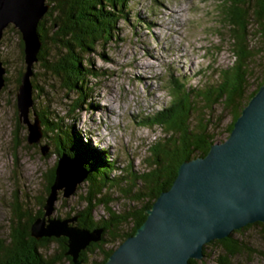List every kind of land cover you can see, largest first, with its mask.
Segmentation results:
<instances>
[{"label":"rangeland","instance_id":"rangeland-1","mask_svg":"<svg viewBox=\"0 0 264 264\" xmlns=\"http://www.w3.org/2000/svg\"><path fill=\"white\" fill-rule=\"evenodd\" d=\"M222 4V0H131L128 20H120L116 36L87 56L92 67L103 75L96 79L88 78L87 83L92 90L90 98L84 100L86 104L81 103V107L70 111L76 103V94L65 96L58 83L47 75L43 77L44 72L33 63L32 70L38 74L37 83L42 91L32 94L35 101L28 109L29 121L34 122L35 110L40 111L47 106L50 115H58L62 123L72 124L76 131L85 134V141L108 152L120 167L130 163L131 170L145 171L148 147L170 134L166 135L158 126L144 124L146 119L167 108L171 102L169 83L180 78L187 89L201 90L217 83L219 71L234 63L230 32L221 21ZM253 29L254 25L250 31ZM17 32L9 25L0 42V59L6 77L0 90V243L4 249L12 245L8 226L13 208L31 215L40 210L39 201L45 195L46 184L43 174L50 169L56 157L53 154L48 156L52 150L48 151V141L43 137L31 144L27 142V124L23 117L18 118L17 81L26 64L23 46L20 45L21 36ZM249 43L252 49L260 47V53L250 62V86L246 95L264 78V48H261L264 44L259 37L253 39L251 36ZM197 106L204 118L211 120L209 125L207 123L206 132L212 144L223 141L229 134L227 126L233 112L224 110L219 103L208 110H204L201 103ZM197 118L194 115L190 117L191 127L196 125ZM59 163L61 176L65 177L71 166L63 158ZM82 181L73 186L72 191L77 187L75 193L71 191L67 195L58 189V199H47L44 204L48 207L44 209L46 224L48 217L51 218L50 223L56 222L57 218L63 219L68 213L72 216L85 206V202L80 200V194L86 191ZM66 182L69 187L71 181ZM136 186L131 191L140 192L141 184ZM102 193L106 203L95 206L92 213L94 221L105 218L109 210L116 214L127 206L136 205L134 197L131 199L118 191ZM130 227V223L124 224L119 231L128 232ZM232 236L241 241L245 249L240 254L227 257V264H264L262 227L252 223V226L234 232ZM104 238L102 246L88 255L87 262L80 264H95L102 259L103 251L120 244L119 236ZM213 241L205 244V255L195 259V264H220L217 259L222 257V250ZM39 252L43 259L55 258L60 255V247L51 240ZM69 262V259H62L57 264Z\"/></svg>","mask_w":264,"mask_h":264},{"label":"trees","instance_id":"trees-1","mask_svg":"<svg viewBox=\"0 0 264 264\" xmlns=\"http://www.w3.org/2000/svg\"><path fill=\"white\" fill-rule=\"evenodd\" d=\"M130 1H47L49 9L39 20L36 28L40 47L35 63L38 65V69L44 72L43 77L47 75L50 80H55L58 83L59 89L65 96L76 94V103L69 109L70 111L81 107V103L86 104L84 100L90 98L92 89L87 83L88 78L96 79L103 75L92 67V61L87 56L116 36L120 20H128ZM222 1L221 21L230 32L232 53L235 55L234 63L228 69L219 71L217 83L201 90L187 89L180 78H174L169 83L171 102L167 108L164 107L146 119L144 124L149 127L158 126L166 135L170 134L163 141H155L148 147L149 154L144 159L147 166L145 171L138 173L131 170L130 163L120 167V164L111 159L108 152L85 141V134L76 131L72 124L62 123L58 115H50L47 106L43 108L45 110H35L33 115L39 121L40 139L43 137L48 141L46 148L48 151L52 150L48 156L53 154L56 157L50 169L43 174L46 184L44 186L45 195L39 201L40 210L31 215L16 207L13 208V215L9 217L8 226L9 242L11 241L12 245L10 247L8 245L4 249L0 243V264H57L62 259L70 261V257L65 255L67 238L42 237L36 240L31 235L33 222L38 218L46 219L44 204L53 191L61 158L76 162L80 173L85 174L82 182L85 184L86 191L84 194L82 193L83 195L80 194V200L85 202V206L72 216L68 213L65 218L56 220L63 221L76 217L75 224L78 227L88 231L101 230L100 240L79 252L78 259L82 263L87 262L88 255L94 249L102 246L105 240L104 236H108L110 239L119 236L121 243L128 236L133 235L145 220V211L151 207L158 193L170 188L179 165L192 159L194 153L201 156L206 154L208 145L212 144L210 135L206 132V127L211 120L205 119L206 117L204 118L203 114L199 112L198 103L203 105L204 110L210 109L216 103L221 104L224 110L230 109L233 115L227 126V131L228 133L231 131L242 105L247 103L257 90L256 87L246 95L250 86L248 80V77L251 76L250 62L260 53V47L252 49L250 46V36L253 39L259 37L264 44V0ZM252 25H254V29L250 31ZM20 45L23 46L21 40ZM261 48H264V45ZM24 72L25 69L18 76L17 89L20 87ZM31 72L29 77L31 90L32 94H36L42 91V87L37 83L38 74L33 70ZM4 78L6 80V77ZM263 82L264 78L257 86L259 87ZM80 99L81 102H79ZM32 101L34 102L35 99L32 98ZM192 115L198 116L196 125L193 127L189 124ZM138 182L141 184V191L135 193L131 191V188L135 189L136 185H140L137 184ZM105 191L112 193L118 191L119 194L129 198L133 192L131 199L134 197L136 205L127 206L125 210L118 211L116 214L109 210L105 218L94 221L92 213L95 206L106 203L102 193ZM58 195L59 192L56 194L57 199ZM48 220L51 218L48 217ZM127 223L131 224L129 231H119L121 226ZM253 225L264 229V222H256ZM250 226L252 224L232 231L226 238L213 241L222 250V257L217 259L220 264H227V257L240 254L245 249L241 241L234 239L232 234ZM51 240L58 243L60 255L55 258L43 259L39 250ZM114 248L110 247L103 251L102 259L98 262L95 261V264L105 262ZM204 255L205 251L203 250ZM196 261L189 259L187 264H195Z\"/></svg>","mask_w":264,"mask_h":264},{"label":"water","instance_id":"water-1","mask_svg":"<svg viewBox=\"0 0 264 264\" xmlns=\"http://www.w3.org/2000/svg\"><path fill=\"white\" fill-rule=\"evenodd\" d=\"M47 1L0 0V42L9 25L18 30L23 42L26 67L16 106L18 118L23 117L27 124L29 144L41 137L37 117L33 123L28 119L33 102L29 77L40 47L36 28L49 9ZM4 70L0 59V90L5 83ZM65 161L72 174L67 169V175L62 177L58 167L56 187L53 186L48 200L56 198L58 189L68 195L75 183L85 178L76 162ZM73 169H77L76 173ZM66 180L71 181V188ZM44 209L48 207L45 205ZM145 214L134 234L100 264H187L189 259L203 257L206 243L226 238L248 224L264 222V82L241 109L228 136L208 145L205 155L182 162L170 188L158 193ZM44 219L33 222L32 238H67L65 255L70 257L71 264H80L79 252L100 240L101 230L80 228L74 224L75 217L51 223L48 220V224Z\"/></svg>","mask_w":264,"mask_h":264},{"label":"flooded vegetation","instance_id":"flooded-vegetation-1","mask_svg":"<svg viewBox=\"0 0 264 264\" xmlns=\"http://www.w3.org/2000/svg\"><path fill=\"white\" fill-rule=\"evenodd\" d=\"M75 220H76V217H75ZM75 224V223H74ZM76 225V224H75Z\"/></svg>","mask_w":264,"mask_h":264}]
</instances>
